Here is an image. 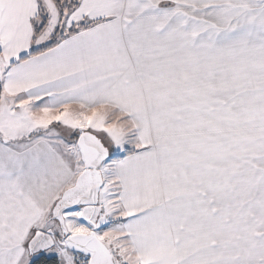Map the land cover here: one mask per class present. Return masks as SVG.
I'll use <instances>...</instances> for the list:
<instances>
[{"label":"snow or ice","instance_id":"1","mask_svg":"<svg viewBox=\"0 0 264 264\" xmlns=\"http://www.w3.org/2000/svg\"><path fill=\"white\" fill-rule=\"evenodd\" d=\"M0 264H264V0H0Z\"/></svg>","mask_w":264,"mask_h":264}]
</instances>
